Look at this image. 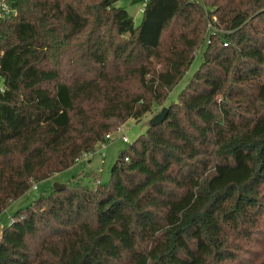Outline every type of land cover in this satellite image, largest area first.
<instances>
[{
    "label": "trees",
    "instance_id": "1",
    "mask_svg": "<svg viewBox=\"0 0 264 264\" xmlns=\"http://www.w3.org/2000/svg\"><path fill=\"white\" fill-rule=\"evenodd\" d=\"M117 1L15 0L0 20V212L168 108L107 183L14 211L0 264H264V0H149L138 25Z\"/></svg>",
    "mask_w": 264,
    "mask_h": 264
},
{
    "label": "rangeland",
    "instance_id": "2",
    "mask_svg": "<svg viewBox=\"0 0 264 264\" xmlns=\"http://www.w3.org/2000/svg\"><path fill=\"white\" fill-rule=\"evenodd\" d=\"M116 5L126 9V11L133 16L135 25L140 24L143 15L139 10L140 3H131V0H118ZM202 48L203 45L196 51L195 58L187 69L185 75L169 92L166 103L176 98L177 94L185 86L193 72L200 65L202 60ZM160 109L161 108H157L154 114L158 113ZM154 114L148 113L139 120L130 118L123 124H119V131L113 129L109 131L112 132L110 140H105V142L96 145L92 152L82 155L69 168L54 173L49 178L36 182L35 189L31 187L27 192L15 200L10 201L0 212V231L2 227L9 225L10 217L14 211L25 207L36 197L48 194L53 189L54 183L64 184L77 177L82 184L92 187L95 185L97 176L101 184L107 183L110 176L111 166L115 162L119 152L135 142L137 137L146 131L149 127V120ZM122 137H126L128 142H123Z\"/></svg>",
    "mask_w": 264,
    "mask_h": 264
},
{
    "label": "built area",
    "instance_id": "3",
    "mask_svg": "<svg viewBox=\"0 0 264 264\" xmlns=\"http://www.w3.org/2000/svg\"><path fill=\"white\" fill-rule=\"evenodd\" d=\"M149 0H144L142 5L140 6V11H143L144 6ZM17 6L15 4V0H0V20L1 21H6L9 19H12L14 16L17 15ZM226 45V43H224ZM116 131L120 130V127H117L115 129ZM112 132H108L105 135V140H110L111 139V134ZM123 142H128V139L126 137H122ZM86 155V154H83ZM33 189L36 188V185L32 186Z\"/></svg>",
    "mask_w": 264,
    "mask_h": 264
},
{
    "label": "water",
    "instance_id": "4",
    "mask_svg": "<svg viewBox=\"0 0 264 264\" xmlns=\"http://www.w3.org/2000/svg\"><path fill=\"white\" fill-rule=\"evenodd\" d=\"M167 110H168L167 106H164L160 109V111L158 113L154 114L149 120V126H154V125L160 124L163 121V119L167 113ZM63 188H65V184L54 183V185H53L54 190H60Z\"/></svg>",
    "mask_w": 264,
    "mask_h": 264
},
{
    "label": "crops",
    "instance_id": "5",
    "mask_svg": "<svg viewBox=\"0 0 264 264\" xmlns=\"http://www.w3.org/2000/svg\"><path fill=\"white\" fill-rule=\"evenodd\" d=\"M67 183V182H66ZM66 183H64V184H66Z\"/></svg>",
    "mask_w": 264,
    "mask_h": 264
}]
</instances>
